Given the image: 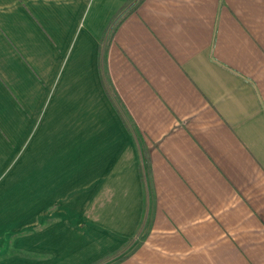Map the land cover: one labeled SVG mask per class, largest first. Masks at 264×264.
<instances>
[{
	"label": "crops",
	"instance_id": "obj_1",
	"mask_svg": "<svg viewBox=\"0 0 264 264\" xmlns=\"http://www.w3.org/2000/svg\"><path fill=\"white\" fill-rule=\"evenodd\" d=\"M138 1L0 0L5 264H264V0Z\"/></svg>",
	"mask_w": 264,
	"mask_h": 264
},
{
	"label": "rangeland",
	"instance_id": "obj_2",
	"mask_svg": "<svg viewBox=\"0 0 264 264\" xmlns=\"http://www.w3.org/2000/svg\"><path fill=\"white\" fill-rule=\"evenodd\" d=\"M2 217H3V215L2 214H0V226H2L3 224H9L10 226H12V228L11 229H2V228H0V251L2 252L3 251V246L4 245H7V243H8V240H11V241H14V239H15V237H17L18 235H15V236H13V237H11V235H9L10 233H14V234H19V233H23L24 231H32V230H23L22 229V231L20 230V228H15V229H13V227H14V225H15V223H13V220H15L14 218H12V217H10L9 216V220H7V221H3L2 220ZM10 221V222H9ZM3 222V223H2ZM35 231H33L32 233H30V234H32V236H28V237H26V241H31L33 238H34V233ZM27 236V235H26ZM21 239V238H20ZM5 241H6V243H5ZM5 243V244H4ZM13 252H11V254H12ZM129 255H131V254H125V255H122V257H129ZM2 256V254H0V257ZM121 257V258H122ZM1 259V258H0ZM4 259V257L1 259L2 261H0V264H5V262H7L6 260H8V259H6V260H3ZM123 261V260H122ZM9 264V263H8ZM11 264H19V263H11Z\"/></svg>",
	"mask_w": 264,
	"mask_h": 264
},
{
	"label": "trees",
	"instance_id": "obj_3",
	"mask_svg": "<svg viewBox=\"0 0 264 264\" xmlns=\"http://www.w3.org/2000/svg\"><path fill=\"white\" fill-rule=\"evenodd\" d=\"M143 2H145V0H139L138 4L133 7L134 9H133L132 12L136 11L138 9L137 7H139ZM127 16H129V14H125V17L122 20H119L118 25H121L123 20H125L127 18ZM127 258H129V257L128 256L127 257H122L120 259L117 258L112 264H117V263L121 262L122 260H126Z\"/></svg>",
	"mask_w": 264,
	"mask_h": 264
}]
</instances>
